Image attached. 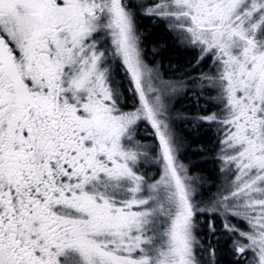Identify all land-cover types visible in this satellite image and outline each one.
Here are the masks:
<instances>
[{"label": "snow or ice", "instance_id": "obj_1", "mask_svg": "<svg viewBox=\"0 0 264 264\" xmlns=\"http://www.w3.org/2000/svg\"><path fill=\"white\" fill-rule=\"evenodd\" d=\"M141 15L210 62L191 82L219 109L194 118L222 132L214 197L179 160L164 97L187 81L146 61ZM216 218L233 264H264V0H0V264H219Z\"/></svg>", "mask_w": 264, "mask_h": 264}, {"label": "trees", "instance_id": "obj_2", "mask_svg": "<svg viewBox=\"0 0 264 264\" xmlns=\"http://www.w3.org/2000/svg\"><path fill=\"white\" fill-rule=\"evenodd\" d=\"M140 21L146 61L152 67L155 66L152 63L159 62V65H161L164 71L172 69L175 72L182 71L186 74V91L182 98H179L175 103L178 107L177 109L175 108L176 115L181 119H184L183 122L177 126V132L179 130L180 136L183 137V143H180L181 148L179 159L182 163L188 166L189 175L197 178L195 187L197 192L201 194L202 198L208 199L214 197L216 194L214 191L217 190L219 187L218 185L223 182V173L217 155L221 137L218 133L219 131H217V126L214 127L211 123H201L194 119L196 115L201 116L203 113L205 114L207 112V108H203L202 106L203 103L201 100L203 99L200 98L198 100V98L204 93H207V91H201L197 86V83H192L191 80H187V74L189 71L192 72L190 77L197 74L198 68L194 67L197 53L180 44L179 41L174 38L172 32L166 27L164 22H152V20L147 17H142ZM153 49L156 50L153 51ZM202 64H204V62H202ZM201 65L199 68H201ZM194 96L197 97V100L194 99ZM135 103V106L139 105L138 100H135ZM130 104L131 105L127 106H134L133 103ZM147 125L148 124H142L140 126V131L138 133L139 139L143 143L149 142L154 144L157 141L153 135L150 136L154 130ZM148 127L153 131L151 132ZM142 129H145V131H142ZM177 132H175L176 137L178 134ZM148 166L151 170L152 166ZM232 222L235 223L237 221ZM216 224L217 232H219V234H224V238H227L228 235L221 230L219 218H216ZM200 236L205 248L211 246L216 249V259L219 264H233L234 258L230 251L232 240L229 236L228 239H225L224 243L220 241L217 242L215 240L216 235L213 236L208 233L206 227L203 228ZM205 258L207 259V256Z\"/></svg>", "mask_w": 264, "mask_h": 264}, {"label": "rangeland", "instance_id": "obj_3", "mask_svg": "<svg viewBox=\"0 0 264 264\" xmlns=\"http://www.w3.org/2000/svg\"><path fill=\"white\" fill-rule=\"evenodd\" d=\"M145 2H147V0H145ZM152 64H154L155 66H154V68H158V69H160V71H161V74H162V76H164V77H166V72L162 69V67H160L159 66V62L158 63H152ZM201 68H203L204 70L202 71V72H208L209 71V68H210V62H208V61H204V64H202L201 65ZM173 74H175V71L173 72ZM191 74H192V72H190L189 71V73L187 74V80H191L190 78H192V77H190L191 76ZM200 75V74H199ZM185 76H186V74H185V72H183V76H182V78H184V80H185ZM193 77H196V75H194ZM178 81H180V79H178L177 81L174 79L173 80V82H178ZM186 89V87L184 86L183 88H177V90L174 92V93H169L168 95H166L165 97H164V99H165V103L168 105V109H169V113H170V122H171V125H172V128H173V130H174V132H177V126H178V124H180L181 122H183V120L184 119H181L179 116H177L176 114V110H175V108L177 109L178 107L175 105V103L178 101V99L181 97V96H183V94H184V92L186 91L185 90ZM130 103H133V105L134 106H132V109H134V107H138L139 105H137V106H135L136 105V103H135V100L133 99V100H131V101H129ZM128 101H127V98H126V100H125V110H132L131 109V107H129V106H127V105H131L130 103H129ZM211 109H213V107L211 108ZM219 109H217L216 111H218ZM196 111H197V109H196ZM207 112H208V110H206ZM216 111H213V112H216ZM212 112V111H211ZM211 112H209V114L211 113ZM197 116H199V115H196V117ZM202 116V115H201ZM177 118V119H176ZM208 123V122H207ZM213 126H217L216 124H213V123H211ZM147 126H149V125H147ZM149 128V130L151 131V129H150V127H148ZM142 131H145V129H142ZM153 131V130H152ZM151 131V132H152ZM217 131H219L218 133L220 134V137H221V139H222V132L220 131V129L218 128V126H217ZM178 134H177V141H178V143L180 144H182L183 143V137L182 136H180V132H179V130H178V132H177ZM221 141V140H220ZM142 142V141H141ZM143 143V142H142ZM145 144H147V145H149V146H154V145H156L157 144V142H155L154 144L153 143H147V142H145ZM220 148H221V144H219V148H218V151H217V155H218V159H219V161H220V167H221V169L222 168H224V162L220 159ZM180 160V159H179ZM150 164H152V168H154V171H157L158 172V170H160L161 169V167H155L156 165L155 164H153V163H151L150 161L148 162V163H146L145 165H144V167H143V171L147 174V175H149L150 177H152V178H154V179H158L159 178V175H155V173L152 171V170H150V167L148 166V165H150ZM161 166V165H160ZM222 173H223V182L222 183H220V185H218L219 187L217 188V190H215L214 192L217 194L219 191H222L226 186H227V183H228V180H229V178H230V176H231V174L230 173H228L227 171H222ZM215 194V195H216ZM214 195V194H213ZM212 195V196H213ZM233 223V222H232ZM235 223H237V222H235ZM234 223V224H235ZM239 226V225H238ZM218 234H219V232H217V235H216V241L218 242V241H220V242H222V243H224L225 242V239H228V236H227V238L225 237L224 238V234H222V233H220L219 234V236H218ZM206 257V256H205Z\"/></svg>", "mask_w": 264, "mask_h": 264}, {"label": "flooded vegetation", "instance_id": "obj_4", "mask_svg": "<svg viewBox=\"0 0 264 264\" xmlns=\"http://www.w3.org/2000/svg\"><path fill=\"white\" fill-rule=\"evenodd\" d=\"M142 17H145V16H138L137 17V21H138V27H139V29H140V31H141V29H142V27H141V25H140V20H141V18ZM156 21H160V20H152V22H156ZM160 22H163V21H160ZM166 25V24H165ZM173 34V36H174V38H175V35H174V33H172ZM176 39V38H175ZM177 40V39H176ZM178 41V40H177ZM147 49H148V47H147ZM148 55H149V50H148ZM148 59H149V57H148ZM150 60V59H149ZM150 65V64H149ZM151 66V65H150ZM160 67H161V65H159ZM152 67V66H151ZM159 71H160V69H158ZM204 69L203 68H198L197 69V74H196V77L197 76H199V74L203 71ZM166 73V77H164L163 76V79H165V80H167V81H172L173 82V80L175 79L176 81L178 80V79H183L182 78V76H183V72L181 71V72H178V71H176L175 72V74H173V72H174V70H172V69H168V70H166L165 71ZM160 73H161V71H160ZM191 80H192V78H191ZM125 83H127V81L125 80ZM206 91H207V93H204L203 95H201V97H199L198 98V100L200 99V98H202L203 100H201L202 101V103H203V108H207L206 110H208V112H213V111H216L217 109H218V107H217V105L215 104V102L212 100V97L215 95V92H210V91H208L207 89H205ZM196 96V95H195ZM194 96V99L195 100H197V97H195ZM126 98H127V101H131V100H133V98H131V94L130 93H128V94H126ZM180 98H182V96L180 97ZM213 107V109H211Z\"/></svg>", "mask_w": 264, "mask_h": 264}]
</instances>
